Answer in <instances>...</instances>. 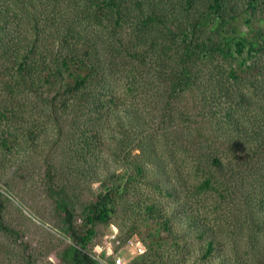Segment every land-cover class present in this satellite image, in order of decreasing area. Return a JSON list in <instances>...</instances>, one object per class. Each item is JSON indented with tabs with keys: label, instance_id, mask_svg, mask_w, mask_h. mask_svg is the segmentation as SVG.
<instances>
[{
	"label": "rangeland",
	"instance_id": "obj_1",
	"mask_svg": "<svg viewBox=\"0 0 264 264\" xmlns=\"http://www.w3.org/2000/svg\"><path fill=\"white\" fill-rule=\"evenodd\" d=\"M131 1L0 0V264H73L80 254L110 264L100 250L115 233L125 264H264V232L253 229L259 220L264 228V50H251L264 45V0H160L134 43L132 18L117 23ZM143 1L148 10L154 0ZM78 21L90 43H102L91 63L104 73L82 71L98 81L91 95L75 91L71 71L21 72L17 58L36 45L53 70L58 41ZM239 35L241 50L218 48ZM182 78L188 88L173 94ZM221 78L223 94L239 95L242 129L214 145L226 113ZM209 170L219 189L200 193ZM98 199H109L113 213L93 224L83 248L77 238Z\"/></svg>",
	"mask_w": 264,
	"mask_h": 264
},
{
	"label": "trees",
	"instance_id": "obj_2",
	"mask_svg": "<svg viewBox=\"0 0 264 264\" xmlns=\"http://www.w3.org/2000/svg\"><path fill=\"white\" fill-rule=\"evenodd\" d=\"M160 0H154L152 4H147L150 6V8L147 10L144 8L143 5L146 3L143 0H138L137 1H131L130 5L128 6L125 4L121 9L117 11V23L121 21V19L126 15L127 18H132L133 20V32L129 33V42L134 43V41L140 36L142 27H139L140 25H144L148 22H154L155 18L153 16H149V12L152 10H157L159 8L155 7L156 2H159ZM217 2V0H216ZM132 7V8H131ZM143 7V9H142ZM220 21L219 19H217ZM74 23V24H73ZM69 25V28L66 29V31L63 33V37L58 41L59 42V49L57 52H55L53 62L56 63V66L53 68V70L48 66V55L45 54V52L39 51L38 47L39 45L34 46L33 54L30 56H34L30 58L28 55H21L19 58H17V65L18 68L21 70L22 73L29 75L31 73L30 69H33L34 71H38L40 75L44 76L46 73L47 75L51 76H58L62 74V71H71V75L74 76V87L75 91L79 92L81 91L82 93L87 92V95H91L89 89H93L96 85H98V81L95 78H91V71L90 72H82L85 68L88 67H93V64L91 63L93 57H98L101 58V56L98 54L99 53V47L102 44H97L96 42L94 44L89 42V38H87L86 34L87 31L85 30V25L83 22L78 21V22H73ZM228 22L226 20H223L222 22H219L218 27H224L225 24ZM83 25V26H82ZM141 37V36H140ZM88 39V40H87ZM91 40V39H90ZM92 42V41H91ZM234 44L236 47L241 50L242 46L245 44V39L243 36L239 35L238 37L231 38V39H224L223 42H220L219 49L223 50L225 46ZM199 45V44H198ZM83 46V47H81ZM203 49L202 51H210L209 45L205 44L201 46ZM251 50H254L255 52L264 50V45L260 48L257 46L255 43L251 45ZM97 50V51H96ZM95 51V52H94ZM210 53V52H209ZM31 60V61H29ZM30 62V65L28 64ZM43 65V68L41 69ZM48 69V72L46 67ZM37 68H40V70H36ZM62 69V70H61ZM95 69H102V68H95ZM91 70V68H88L86 71ZM105 70V69H103ZM102 71V70H100ZM103 72V71H102ZM104 73V72H103ZM189 73V72H188ZM187 73V74H188ZM228 77L230 78L229 81L231 80H237L238 77L230 71L228 74ZM128 80L130 81V87L132 91H137L135 85H137L135 80L131 79V76L128 75ZM189 79L187 78H182L178 81L177 86L174 88L173 94H175L176 90L179 89V92H183L188 88V83ZM217 86L220 89V93L223 92V90H228V87L225 84V81L221 78L216 80ZM262 88L264 89V84H262ZM138 86V85H137ZM81 93V94H82ZM94 93V92H93ZM137 93V92H136ZM229 93L221 94L222 97L226 98L227 102H225L226 106V113L219 119L217 122L216 126V131L211 133V141L214 145H217L219 143V140L222 138H229L230 136L232 137H237L238 132L242 129L241 127V120L240 116L237 114L236 110H240V104L237 102L238 96ZM241 95V94H240ZM232 97V99H230ZM94 99V98H93ZM96 99V95H95ZM94 99V100H95ZM230 99V100H229ZM97 103L100 102L101 104L99 106H103L105 104L104 100H102L101 97H97ZM168 116L169 119L172 118L173 112H170L168 110ZM217 119V118H216ZM264 119V118H263ZM264 145V144H263ZM211 166L214 167L216 172H219L223 168V162L221 158L218 155H213L212 158V163ZM213 170L207 171V176L206 178L201 181L200 184L197 185V190L200 193H204L207 191H216L219 188L216 186L213 180ZM142 169L138 171V173H142ZM155 189L157 192H163V188L161 184L159 185L158 182L156 185H154ZM166 190V189H165ZM170 193V192H169ZM179 203V202H178ZM110 200H103V199H98L96 202L93 203L88 209V212L86 214L85 221L88 225L86 232L83 236L80 238H77V242L80 246L83 248H86L87 245L91 241V237L94 233L93 230V224L96 222H104L107 223L111 216H112V208L109 206ZM155 205L152 204L147 208L149 212L152 213L155 209ZM261 211L264 212V204L260 205ZM68 214V212L66 213ZM254 214L252 213L250 215L251 218H253ZM168 217V216H166ZM171 219L169 221L164 222V227L168 231L171 230L170 223ZM70 221V220H69ZM253 229H260V231L264 232V228L262 227V223L253 221ZM71 223V221H70ZM256 230V231H257ZM212 250V245H208V252ZM143 259H146V256H142ZM73 264H95V262L86 254H80L79 257L72 256L71 258ZM137 264H147L146 261L144 263H137Z\"/></svg>",
	"mask_w": 264,
	"mask_h": 264
},
{
	"label": "built area",
	"instance_id": "obj_3",
	"mask_svg": "<svg viewBox=\"0 0 264 264\" xmlns=\"http://www.w3.org/2000/svg\"><path fill=\"white\" fill-rule=\"evenodd\" d=\"M118 234L115 233L113 235H111L109 237L110 241L109 242V247L104 246L103 248H101L100 252L104 253L106 256H113L112 262L110 264H125V262L123 261V259L120 256L115 255L113 248L114 245H119L121 243V240L118 238ZM125 243L127 244L128 247H132L133 248V253L135 255H142L145 252V249L142 245V243L137 240V239H133V238H129L127 240V242L125 241ZM95 255V254H93Z\"/></svg>",
	"mask_w": 264,
	"mask_h": 264
}]
</instances>
